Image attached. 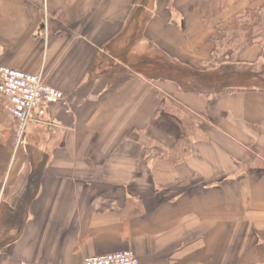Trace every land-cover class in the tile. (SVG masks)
Returning <instances> with one entry per match:
<instances>
[{
    "label": "crops",
    "instance_id": "0c3cea01",
    "mask_svg": "<svg viewBox=\"0 0 264 264\" xmlns=\"http://www.w3.org/2000/svg\"><path fill=\"white\" fill-rule=\"evenodd\" d=\"M140 3L0 0V67L67 96L34 113L17 151L0 100V264L125 250L140 264H264V168L247 158L264 150V90L185 92L125 60L139 25L134 61L152 44L199 70L259 65L264 42L217 55L212 37L264 0ZM178 105L202 121L182 161L167 155L187 132Z\"/></svg>",
    "mask_w": 264,
    "mask_h": 264
},
{
    "label": "trees",
    "instance_id": "16d2710c",
    "mask_svg": "<svg viewBox=\"0 0 264 264\" xmlns=\"http://www.w3.org/2000/svg\"><path fill=\"white\" fill-rule=\"evenodd\" d=\"M146 0H141L144 4ZM148 20L144 17L142 21ZM138 25V24H136ZM143 36V31L137 33L129 40L125 50L137 46L139 38ZM216 44L215 54L226 50L239 49L243 46L263 44L264 42V5L257 9H248L242 16H237L229 20L217 33L213 35ZM264 46V45H263ZM145 56L143 52L140 56L149 57L139 60H132L126 56L127 63L135 71L150 79H164L175 81L179 88L185 92H195L203 94H222L230 89L233 90H264V62L259 65L223 64L215 69L205 68L199 70L186 66L170 58L162 50L152 44L145 45ZM149 55V56H148ZM151 58V59H150ZM184 113L183 123L186 127V135L179 140L177 145L167 155L176 161H182L192 150L193 139L197 133L201 118L187 108L179 106ZM196 124H199L198 127ZM197 139V137H196ZM165 155V154H164ZM248 164L251 168H264V150L252 146L247 152ZM138 210V209H137Z\"/></svg>",
    "mask_w": 264,
    "mask_h": 264
},
{
    "label": "built area",
    "instance_id": "2783aa9c",
    "mask_svg": "<svg viewBox=\"0 0 264 264\" xmlns=\"http://www.w3.org/2000/svg\"><path fill=\"white\" fill-rule=\"evenodd\" d=\"M6 100L5 109L13 117L15 150L24 144L27 126L34 113L43 117L54 105L67 104V96L45 82L41 74L0 67V100ZM84 264H140L133 251L125 250L104 255L90 256Z\"/></svg>",
    "mask_w": 264,
    "mask_h": 264
},
{
    "label": "rangeland",
    "instance_id": "374dc122",
    "mask_svg": "<svg viewBox=\"0 0 264 264\" xmlns=\"http://www.w3.org/2000/svg\"><path fill=\"white\" fill-rule=\"evenodd\" d=\"M223 52H224V51H223ZM221 53H222V52H221ZM221 53H218V54H221ZM218 54H217V55H218Z\"/></svg>",
    "mask_w": 264,
    "mask_h": 264
}]
</instances>
